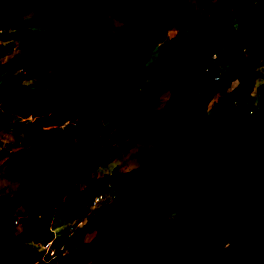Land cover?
Listing matches in <instances>:
<instances>
[{
  "label": "trees",
  "instance_id": "obj_1",
  "mask_svg": "<svg viewBox=\"0 0 264 264\" xmlns=\"http://www.w3.org/2000/svg\"><path fill=\"white\" fill-rule=\"evenodd\" d=\"M127 1L0 0V31L25 29L30 12L50 24L42 39L28 38L20 52L0 62L1 75L37 61L14 83L0 84V100L9 101L7 109L0 106V130L13 127L16 116L23 133L36 136L41 125L27 120L32 114L54 138L58 130L52 125L64 123L74 140L69 157L61 142L43 138L34 158L22 159L10 171L17 186L12 198L0 195V264H25L21 246L29 236L40 234L41 243L55 239L53 217L82 216L91 196L108 185L112 209L82 226L93 236L74 252L47 255L45 264H218L203 254L209 230L221 240L222 231L211 227L215 213L220 224L231 226L223 238L244 241L245 257L264 264V93L244 96L264 63V0H212L210 15L200 19L182 13L187 0H150L146 7ZM126 6L143 9L148 17L104 36L97 20L110 26L108 15ZM169 30L175 33L166 38ZM153 49L156 56L149 60ZM172 56L177 57L175 78L162 79ZM149 61L151 81L141 89ZM57 64L80 88L62 95L54 108L40 110L36 103L25 111L20 103L31 95L24 81L43 77L52 83L58 73L48 72ZM170 88L171 96L161 101ZM213 90L222 91L223 102L233 96L232 112L219 132L206 108ZM99 109L114 124L131 121L137 140L153 142L137 156L138 166L125 181H115L114 168L107 176H93L98 162L115 152L111 147L97 153L91 143ZM253 168L258 176L237 192ZM12 213L21 215L16 226ZM56 237L54 248L69 241L66 231Z\"/></svg>",
  "mask_w": 264,
  "mask_h": 264
},
{
  "label": "rangeland",
  "instance_id": "obj_2",
  "mask_svg": "<svg viewBox=\"0 0 264 264\" xmlns=\"http://www.w3.org/2000/svg\"><path fill=\"white\" fill-rule=\"evenodd\" d=\"M37 1H39L38 3L43 1L44 3L49 2V0ZM126 1L127 0H123V2ZM148 1L150 0H128L127 2L133 6L146 7L147 4H149ZM213 5L214 4L212 0H187V5L182 10V13L188 17L196 19H200L203 16L208 17L210 15L208 9ZM133 6H126L109 14L108 19L111 23L110 26H106L103 23L104 19L97 20L103 35H115L118 33L119 28L123 24L133 25L136 18L142 19L148 17V14L144 12L143 9L133 8ZM49 11L50 8L47 10V12ZM43 18L34 12H30L24 17V21L27 26L25 29L19 26H13L0 31V62L7 60L14 53L20 52L21 46L28 40V38H34L38 40V38L42 39L44 37L45 32L50 28V24L45 20V18ZM174 33L175 31L169 30L166 34V38L172 36ZM153 50L154 51L151 52L149 60H152L156 56V49ZM174 52L176 53V50ZM36 63V60H29L22 66V68H13L12 70L6 71L0 75V84L3 81L14 83L17 76H19L26 69L34 67ZM217 68L222 72L223 65L219 61L217 62ZM176 71L177 57L172 56V63L169 65V68L163 72L162 79L175 78ZM257 71L259 74L254 78L253 85L244 89V96L250 95L255 98L259 93H264V87L260 91L257 90V87L264 83V63H261V65L258 66ZM51 73H58V77L50 84H46V79L43 77H32L31 79L24 81V84L31 95L29 99H26L20 103V105L25 108V111L31 110L36 105V103L41 105L40 110L54 108L62 95L80 88L78 82L70 80L67 72L62 71L61 64L53 66L49 70L48 75ZM143 76L144 81L140 86L141 89L149 86L151 81L152 70L150 61L146 62L145 66L143 67ZM172 92L173 91L170 88L165 93H163L161 96V101H165L168 97H170ZM221 93V90H213L209 94L206 101L207 113L209 118L212 119L211 123L213 125V129L216 132H219L223 128L226 119L232 112L234 105V103H231L230 101L232 100L233 96H230V99L227 100V102H223ZM1 96L2 91L0 89V98ZM229 101L230 104H228ZM0 106H3L4 109H7L9 106V101L6 99L0 100ZM99 117L100 124L97 130V135L91 140L93 148L97 153H101L107 152L111 147H115V152L114 155L108 160H100L98 162L93 176H96L99 173L107 176L114 168L118 172V176L116 177L115 181H125L132 174V170L138 166L137 156L147 148L151 147L153 142L137 140L130 130L133 127V123L131 121H127L122 124H114L106 118L105 111L102 109H99ZM26 118L30 123H34L39 126L41 125L35 134L36 136L29 133H23L19 123L20 119H18L16 116H13V122L15 124L13 127H11L8 131L0 130V195L7 194L11 198L14 196L17 182L9 177L10 171H12L14 166L22 159H33L35 153L42 149L45 145V141L42 140L43 138H52L61 142L63 144V148L68 152L69 157L72 154L74 140L69 136L68 129L64 123H56L52 125V129L58 130V138H54L53 133L48 128L49 126L42 125L41 117L36 118L34 115L29 114ZM15 136H18V138L16 139ZM258 174V168L250 169L246 174L242 189L248 188V186H250V184H252L256 179ZM75 190L78 193L80 191L78 186L75 187ZM115 192L116 194L120 193L118 189L115 190ZM96 193L102 195V198L99 199V201L94 205H90L89 203L85 204L84 214L74 219L76 222L75 224L78 227L74 230L72 235L68 234L69 241L66 244L67 247L62 251L63 253L74 252L81 242L89 241V239L93 236V233L83 232L82 226L102 214H107L112 209L114 202L113 190L103 192L102 189H99L96 191ZM116 194L114 193V195ZM218 220L219 214L216 213L214 227L217 226ZM71 222L72 221L64 220L59 215H55L51 222V229L53 230L54 235L58 236L63 231L65 232V230H67L68 224ZM34 237L41 239L40 234H35L29 236L28 240ZM145 237L146 233L141 239H144ZM56 238L58 237H55V241ZM28 240L21 246L23 248L21 249L22 260L25 261V264H45L47 262L46 256L48 255L51 257L49 254L50 251L46 253V256L43 259L45 250L41 247L42 244H40L37 240L32 242ZM208 251H212L217 254H219L221 251L219 257L218 255H213L218 257V261L221 259L223 264H225V258L223 257L224 252L229 253L228 257L233 261L230 263L229 260L230 264H236L240 259V255L231 254L232 251L230 249L217 247L213 243L209 245ZM90 259L91 258H88L87 260L90 261ZM19 261H17L16 264H21L18 263Z\"/></svg>",
  "mask_w": 264,
  "mask_h": 264
},
{
  "label": "clouds",
  "instance_id": "obj_3",
  "mask_svg": "<svg viewBox=\"0 0 264 264\" xmlns=\"http://www.w3.org/2000/svg\"><path fill=\"white\" fill-rule=\"evenodd\" d=\"M213 58H215V55H213ZM233 103V102H232ZM228 104H230V101L228 102ZM243 110H248V107H245ZM245 182V179H243V181H241L239 187H238V190L237 192H243V191H246L250 186H248V188L246 189H242V186ZM254 182V181H253ZM251 185V184H250ZM234 192H236L235 190H232ZM219 214V213H218ZM215 217H216V213H215ZM215 217H214V220H213V224H212V228H215L214 227V223H215ZM174 219L173 216L170 217V220ZM221 222V218H220V215H219V220L217 222V226L216 228L217 229H220L222 231V233L220 234L221 237H219L221 240H214V238L218 237L215 233H213L212 231H208V235L206 237V239L204 240V249H203V254L205 256H211L214 260H216L218 262V264H223V261L220 259V261H218V257L221 253V251L219 252V254L215 253V252H212V251H208V247L211 243L215 244L217 247H223V248H228L230 249L232 252L231 254L233 255H240V259L239 261L236 263V264H258L256 261H255V258L253 256H248L245 257V249L248 245H246L244 243V241H238V240H235V239H232V238H223V236L230 230V225L227 227L226 226V222L220 224ZM219 235V236H220ZM226 245V246H225ZM213 254L215 255H218V257H215ZM227 255V257H226ZM229 253H223V257L225 258V264H230L232 263L233 261L229 259ZM229 260H230V263H229Z\"/></svg>",
  "mask_w": 264,
  "mask_h": 264
},
{
  "label": "built area",
  "instance_id": "obj_4",
  "mask_svg": "<svg viewBox=\"0 0 264 264\" xmlns=\"http://www.w3.org/2000/svg\"><path fill=\"white\" fill-rule=\"evenodd\" d=\"M110 189H111V186L108 185L103 192H106V191H108ZM101 198H102V195H100L99 193H95L93 196H91V198L89 199V202L88 203L90 205H94ZM34 212L36 213V210H34ZM12 216H14V219L12 220V226H16L18 224V222H19V219L21 218V215H17L15 213H12ZM8 218H9V214L7 212L3 213V219L6 221ZM75 223H76L75 220H73L70 224H68L67 230H65L66 233H67V236H68V234L69 235L70 234L72 235V233L74 232V230L78 227ZM55 237L56 236L54 235L53 238H55ZM53 241H54V239H52L50 241H47L45 243H42L41 247L45 250V254L43 255V259L46 256V253L48 251H50L49 254L51 256L49 258H52V257H54V255H55L56 252H62L63 249H65L67 247L66 244L63 243V244H60L57 248H54L53 247Z\"/></svg>",
  "mask_w": 264,
  "mask_h": 264
},
{
  "label": "crops",
  "instance_id": "obj_5",
  "mask_svg": "<svg viewBox=\"0 0 264 264\" xmlns=\"http://www.w3.org/2000/svg\"><path fill=\"white\" fill-rule=\"evenodd\" d=\"M52 231H53V230H52ZM34 240H37V241H39L40 244H42V243L40 242V240H39V239H36V238H30L28 241L32 242V241H34Z\"/></svg>",
  "mask_w": 264,
  "mask_h": 264
}]
</instances>
